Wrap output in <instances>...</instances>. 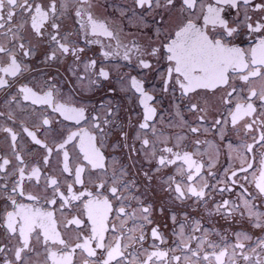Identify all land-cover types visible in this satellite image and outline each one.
<instances>
[{
	"label": "snow or ice",
	"instance_id": "obj_1",
	"mask_svg": "<svg viewBox=\"0 0 264 264\" xmlns=\"http://www.w3.org/2000/svg\"><path fill=\"white\" fill-rule=\"evenodd\" d=\"M101 7L0 0V264H264V0Z\"/></svg>",
	"mask_w": 264,
	"mask_h": 264
},
{
	"label": "flooded vegetation",
	"instance_id": "obj_2",
	"mask_svg": "<svg viewBox=\"0 0 264 264\" xmlns=\"http://www.w3.org/2000/svg\"><path fill=\"white\" fill-rule=\"evenodd\" d=\"M105 2L112 4L113 8H109L107 13H105L104 8L101 7L100 9H98V13L101 16L106 14L108 17L115 19L118 16V12L115 11L114 9H118L120 6H123L126 3L130 5L131 0H100L101 4H104ZM118 22L119 21L117 20V23ZM81 44L83 46V42H81ZM98 50H99L98 44L88 45L86 48V52L89 56H91L93 52H98ZM68 63L70 64L71 60H69ZM111 63L114 64L116 62L112 61ZM33 67H34V71L32 72V74L27 76V80H32L34 77H36V78H39L42 82L45 76H48V75L55 76L57 78V81L60 87L64 90L65 93H68L69 91H71L73 95H77V90L72 88V85L76 82L75 78L72 77L71 73L66 70V66L46 68L43 65H41L39 61H36L34 62ZM121 71L127 72L128 69L124 68ZM131 74L136 75L135 72H132ZM113 75L115 77L117 73H114ZM153 83H155V80L150 79L148 86L150 87L151 84ZM111 86L112 88L115 89L113 93L105 94L101 90L98 94L95 95L94 99L90 101H85V102H88L90 104H98L102 98L105 100H112V102L115 105H117V107L121 110V115L124 117L125 120L129 119V117L132 120L137 119L138 117L136 114L140 111V109L138 105L136 104V99L133 96L132 92H125L123 90V86L115 78L112 80ZM0 96H2V94H0ZM0 110H4L2 99H0ZM0 149H3L5 153L8 152V143L6 140V134L2 132H0ZM108 152L110 153L109 160L115 158L116 160H120L121 162L130 163L129 161H127L126 155L122 156L119 153L111 154V149H108ZM38 158H39L38 155L33 156V159H38ZM25 159H28V157L26 156ZM136 166L137 167L140 166L139 158H137ZM145 167H147V165H145ZM129 171L134 172L135 170L130 168ZM159 222L163 225L166 221H164V219L161 217ZM167 223L169 224V229H170L171 228L170 221ZM244 227L247 228V225H244ZM166 234H167V230H166Z\"/></svg>",
	"mask_w": 264,
	"mask_h": 264
}]
</instances>
